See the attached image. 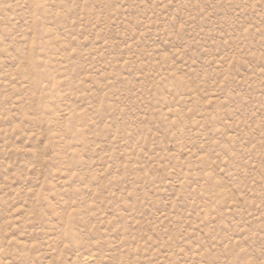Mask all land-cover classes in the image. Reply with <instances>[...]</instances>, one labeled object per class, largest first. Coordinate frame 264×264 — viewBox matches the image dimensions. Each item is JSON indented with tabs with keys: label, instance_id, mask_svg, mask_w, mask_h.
Listing matches in <instances>:
<instances>
[{
	"label": "rangeland",
	"instance_id": "1",
	"mask_svg": "<svg viewBox=\"0 0 264 264\" xmlns=\"http://www.w3.org/2000/svg\"><path fill=\"white\" fill-rule=\"evenodd\" d=\"M0 264H264V0H0Z\"/></svg>",
	"mask_w": 264,
	"mask_h": 264
}]
</instances>
